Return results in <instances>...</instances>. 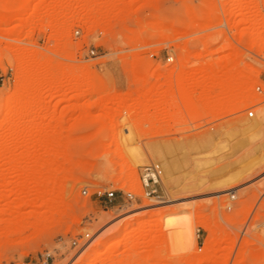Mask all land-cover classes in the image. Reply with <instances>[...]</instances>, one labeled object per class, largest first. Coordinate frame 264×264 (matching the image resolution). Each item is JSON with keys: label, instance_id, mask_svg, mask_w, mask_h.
Listing matches in <instances>:
<instances>
[{"label": "rangeland", "instance_id": "rangeland-1", "mask_svg": "<svg viewBox=\"0 0 264 264\" xmlns=\"http://www.w3.org/2000/svg\"><path fill=\"white\" fill-rule=\"evenodd\" d=\"M18 17L0 21V95L23 107L0 124V210L20 204L0 213V264H78L90 241L91 264H264V126L245 129L264 111V0H30ZM15 47L65 75L17 82ZM140 158L162 167L159 199L128 168ZM28 169L51 182L15 184ZM185 216L214 247H177Z\"/></svg>", "mask_w": 264, "mask_h": 264}, {"label": "bare ground", "instance_id": "bare-ground-1", "mask_svg": "<svg viewBox=\"0 0 264 264\" xmlns=\"http://www.w3.org/2000/svg\"><path fill=\"white\" fill-rule=\"evenodd\" d=\"M29 3H30V0H9L8 1V4H12V5H14L13 7L11 6V7H9V5L7 6V7H5V13H4V15H1L0 14V21L1 22H9V21H11V20H14V19H17V18H19L18 17V14L21 12V10H24V9H26L27 7H28V5H29ZM92 8L94 7V6H91ZM91 8V9H92ZM62 11V10H61ZM247 11H248V7H244V9H243V12H242V15L244 16L246 13H247ZM59 12V11H58ZM55 14V13H54ZM54 14H51V15H49V16H51V18H54V20H56V18L57 19H59V17H63L64 18V15H62L63 13L61 12H59V13H56V15H54ZM56 17V18H55ZM63 18H61L60 20H64ZM85 19H87V18H85ZM27 21V20H26ZM25 21V22H26ZM87 21V20H86ZM85 20H84V22H86ZM65 22V21H64ZM63 22V23H64ZM83 22V23H84ZM62 23V24H63ZM24 24H26V23H24ZM23 24V25H24ZM67 24V23H66ZM64 25V24H63ZM17 26H19V25H17ZM20 27V26H19ZM22 27V26H21ZM20 27V28H21ZM62 27V26H61ZM19 28H17L16 26H14V27H11V28H9V30H8V33L10 34V35H15L16 33H17V30H18ZM10 52H11V54H12V57L14 58V60L16 61V63H17V66H18V76L16 77V81L17 82H26L27 83V81L29 82L30 80H32V82L34 83V86H35V84L36 85H39V83L41 84H43V82H49L52 78H56V79H59L57 76H58V74H64L65 73V69L64 68H56V66H52V64H51V60L48 58H46L45 56V58L43 59H40L41 58V56L38 54V52H36V53H34V54H29V52H27V50H25L24 48L23 49H20V48H17V47H15V48H11L10 49ZM35 52V51H34ZM42 56H43V54H41ZM28 59V60H27ZM0 61H1V58H0ZM65 75V74H64ZM50 79V80H49ZM61 79V78H60ZM56 81H58V80H56ZM55 80H54V82H56ZM60 82V81H59ZM29 83H31V82H29ZM21 84H23V83H21ZM25 84V83H24ZM41 84V85H42ZM54 85V84H53ZM36 87V86H35ZM34 87V88H35ZM43 87V86H42ZM33 90V89H32ZM17 92V91H16ZM21 93H22V91L19 93V90H18V93L16 94V93H11V94H9V96H7L6 97V99H2V97H1V95H0V110H4V112H5V114H4V117H3V119L0 121V124L1 125H3L2 123L3 122H5L6 120L8 121V125L10 126V128L11 129H13L14 128V126L16 125V120L18 119V118H20L21 116H23V113H22V109H23V107H17V105H14V106H12V103H13V101H18V99H20V96H21ZM25 93V92H24ZM21 100H22V98H21ZM133 102H134V100H132ZM135 101H137V100H135ZM12 102V103H11ZM14 102V103H15ZM119 102V101H118ZM132 102V103H133ZM18 103V102H17ZM124 103H126V102H124ZM124 103H123V105H124ZM131 103V104H132ZM131 104H128L127 103V105L126 106H131ZM122 107H124V106H122ZM262 109V108H261ZM8 118H9V120H8ZM262 126H264V111H259L258 113H257V116L256 117H254V118H252V119H250L249 121H248V123H247V127L245 128L246 130H248V131H251V130H253V129H256V128H259V127H262ZM244 130V129H243ZM245 131V130H244ZM246 132V131H245ZM3 138H2V136H1V140H2ZM61 140H56L54 143L52 142V146H58V145H61L62 143L60 142ZM3 142V141H2ZM1 143V142H0ZM5 144H6V142H4ZM3 144V143H2ZM226 143H224L223 145H220V147L222 146L223 148H224V145H225ZM239 145H238V147H243L244 145H246L247 144V141H245V140H241L239 143H238ZM8 145V144H7ZM6 145V146H7ZM10 145V144H9ZM2 146V145H1ZM10 146H8L7 148H9ZM219 147V148H220ZM222 147H221V149H222ZM226 147V146H225ZM245 147V146H244ZM4 148V147H3ZM252 151V150H251ZM140 154V153H139ZM143 158V157H142ZM142 158H140V159H136L135 160V162L133 163V164H128V168L131 170V171H135V167H136V165L137 166H139V165H142V164H144L143 162V159ZM262 160H264V155H262V158H261ZM32 170H34V169H32ZM28 172H29V169H28ZM27 172V175L26 176H23L22 178H19L18 180H15V184L17 183V184H24V183H27V184H29V185H31V184H34V183H36V182H43V183H48V181L49 182H51V179H49V177L51 176V175H49V176H47V175H44L43 173H39V175L38 176H35L36 175V170H35V172L34 171H32V172H29L28 173ZM33 172L35 173V175L33 174ZM133 175V174H132ZM52 178V177H51ZM54 178V177H53ZM10 181H12V180H10ZM6 181L4 180V183H5ZM9 182V181H8ZM7 183V182H6ZM8 184V183H7ZM10 184H12V183H10ZM15 186V185H14ZM19 186V185H18ZM18 186L16 185V187L18 188ZM20 186H22V185H20ZM21 188V187H20ZM19 188V189H20ZM230 188V187H229ZM13 189V188H12ZM14 189H15V187H14ZM222 189H224V188H222ZM22 190H24V191H22V194H27L29 191L26 189V191H25V189L23 188ZM228 189H224V190H222V191H220V192H225V191H227ZM10 192H13V191H10ZM28 199V198H27ZM36 200V198H32V199H29L28 201H25V202H27V204H29V206H31L32 204H35V201ZM171 201V200H170ZM18 202V201H17ZM14 203V205L12 204V205H9L8 207H7V209L6 210H0V213H2L3 211H5V212H8L9 214H11V215H14L16 212H17V210H18V208H20V204H18V203ZM26 205V204H25ZM24 206V205H23ZM22 206V207H23ZM28 206V205H27ZM28 206V207H29ZM33 206V205H32ZM146 206H149V203H146ZM178 216V215H177ZM177 216H174L176 219H177ZM42 218V217H41ZM45 218V217H44ZM140 217H135L134 219L135 220H137V221H139L140 219H139ZM171 218V217H170ZM178 219L179 220H173V219H171L170 220V222H168L170 225H172L173 226V230H174V232L172 233L173 235L172 236H174L175 237V239H176V242H177V247L179 248V249H181V251L182 252H184V253H187L191 248H193L194 246H200V245H203V246H207V247H209V250H210V248L211 247H214V246H212V245H214V241L215 240H213V239H215V238H213V239H201V237H199V235H193L192 234V230H193V228H192V226H193V224L194 223H196V222H199V223H203V225H205L206 223L204 222V221H202V220H199V218H198V216H193V217H190V216H185L182 220L178 217ZM3 220V219H2ZM6 220V219H5ZM40 220H46V219H40ZM12 221V220H11ZM169 221V220H168ZM7 222H8V220H7ZM10 222V221H9ZM41 222V221H40ZM43 222V221H42ZM11 223V222H10ZM130 222L129 221H126V222H124L114 233H113V235L115 234V233H120L122 230L123 231H125L126 230V228H127V226H128V224H129ZM140 224H141V222H139ZM41 224V223H40ZM169 225V226H170ZM168 226V225H167ZM206 227H207V229L208 228H210V226L209 225H205ZM172 230V231H173ZM210 230V229H209ZM137 233H139V230H136V231H134V234H137ZM168 235V234H167ZM174 237H173V239H174ZM167 242V241H166ZM92 243H93V241H90V243H88V245H87V247H85V249L81 252V253H79V255L78 256H82V258H81V260L79 261V263L78 264H91L94 260H96V258H99V255L97 254V248H98V243L97 244H95V245H93V246H91L92 245ZM213 249V253L212 254H214L215 252H218L217 250H220L221 248H218V249H216V250H214V248H212ZM211 249V250H212ZM210 253L212 252V251H209ZM209 253V255L208 254H206L207 256H210L211 254ZM206 255H204L201 259H202V261L204 262V261H207V260H209V257H207ZM78 258V257H77Z\"/></svg>", "mask_w": 264, "mask_h": 264}, {"label": "built area", "instance_id": "built-area-1", "mask_svg": "<svg viewBox=\"0 0 264 264\" xmlns=\"http://www.w3.org/2000/svg\"><path fill=\"white\" fill-rule=\"evenodd\" d=\"M0 80L1 76H0ZM258 91H262L260 87L256 88ZM254 113L253 111L248 112V117H253ZM163 176V170L161 165L158 162H149L147 164H144L140 167L139 170V182L142 190V196L144 197H152L159 199L161 197V180ZM84 193H86V190H84ZM126 198L129 201H136L140 198L136 193L132 191H127L124 193ZM107 198L112 200L115 197V191L109 190L106 192ZM234 196H231V199H233ZM85 238H89V234H85ZM74 246L77 245V241L74 240L72 242ZM24 264H47L46 261L43 262H35V263H24Z\"/></svg>", "mask_w": 264, "mask_h": 264}]
</instances>
